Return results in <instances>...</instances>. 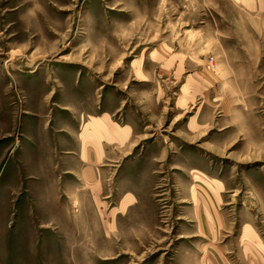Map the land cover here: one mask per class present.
<instances>
[{
    "label": "rangeland",
    "instance_id": "374dc122",
    "mask_svg": "<svg viewBox=\"0 0 264 264\" xmlns=\"http://www.w3.org/2000/svg\"><path fill=\"white\" fill-rule=\"evenodd\" d=\"M249 17L232 0H0V264H211L212 242L221 264H264Z\"/></svg>",
    "mask_w": 264,
    "mask_h": 264
},
{
    "label": "crops",
    "instance_id": "0c3cea01",
    "mask_svg": "<svg viewBox=\"0 0 264 264\" xmlns=\"http://www.w3.org/2000/svg\"><path fill=\"white\" fill-rule=\"evenodd\" d=\"M232 1L234 3H236L237 5H241L243 7V11L245 12V14L249 15L250 16L249 18L252 21H264V0H232ZM189 77H190V80H191V84H190L191 88H192V85H193V88L197 87L198 84H199V81L196 80L197 79L196 75L191 73L189 75ZM101 117L102 116H99V119L103 120V118H101ZM108 120H109L108 124H106L107 125V130H105V131H106L108 137H110V139H112L113 141H117L118 143H123L126 139H129V134L130 133L128 132L129 129L126 126L118 125L117 123L113 122L111 120V118H108ZM94 123L97 124V119H94ZM97 130H99V129H97ZM78 160H85V159H83L81 157V155L79 154L78 155ZM84 176H85V178L89 179L90 178V173L88 171H84ZM138 178L137 177H131V180L132 181H137ZM204 178H206V177H201V179H200L202 184L206 188H209L211 191H215L214 190V186H212V183L209 182L208 180H206L207 178L206 179H204ZM195 180H197V179H195ZM136 186L132 190L133 193H131V196H132L133 200L130 203L131 204L130 208L131 207L134 208V206H137V204H135V203L137 202L136 196L139 193V189ZM135 192H137V193H135ZM213 240H215V239H213ZM209 244L210 245L205 243V245H204L205 253H204L202 259L204 260L205 255L208 254L209 260L211 259V261L214 262V263H211V264H221V262H220L221 258L219 259L220 254H221V250L219 248H217L215 245H213L214 244L213 242L209 243ZM215 249H217V250H215ZM208 250H209V252H208ZM249 250L250 249H248V251ZM219 251H220V253H219ZM216 253L218 255H216ZM249 254L251 255V250H250ZM258 259L261 260L260 257H258ZM223 261H224V263L226 262V260H223Z\"/></svg>",
    "mask_w": 264,
    "mask_h": 264
},
{
    "label": "built area",
    "instance_id": "2783aa9c",
    "mask_svg": "<svg viewBox=\"0 0 264 264\" xmlns=\"http://www.w3.org/2000/svg\"><path fill=\"white\" fill-rule=\"evenodd\" d=\"M209 62L212 63V59Z\"/></svg>",
    "mask_w": 264,
    "mask_h": 264
}]
</instances>
